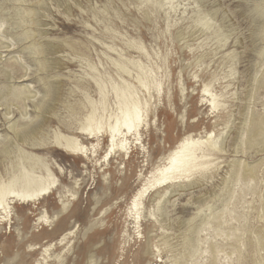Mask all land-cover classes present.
<instances>
[{
  "label": "rangeland",
  "instance_id": "obj_1",
  "mask_svg": "<svg viewBox=\"0 0 264 264\" xmlns=\"http://www.w3.org/2000/svg\"><path fill=\"white\" fill-rule=\"evenodd\" d=\"M125 102L144 122L106 157L110 137L81 128L113 124ZM40 103L42 132L15 139L9 125L35 124ZM251 115L264 117V0H0V182L25 168L55 185L0 214V264H264V148L243 144ZM208 133L223 152L197 145L203 169L132 207L182 142Z\"/></svg>",
  "mask_w": 264,
  "mask_h": 264
},
{
  "label": "bare ground",
  "instance_id": "obj_2",
  "mask_svg": "<svg viewBox=\"0 0 264 264\" xmlns=\"http://www.w3.org/2000/svg\"><path fill=\"white\" fill-rule=\"evenodd\" d=\"M4 75L8 79L9 77L8 73L5 72ZM52 85H49V89L46 92L49 96H53L55 89H58L54 85H53L54 86L53 88L55 89H53ZM56 86L58 85L56 84ZM23 87H24L23 90L26 89V92L28 93L29 92L27 90L28 87L26 85H23ZM11 88H12V85L11 87H7L5 89V93L3 92L4 94L2 95H4V97L13 96L14 94L12 95ZM21 92L22 91H20V93ZM22 95H24V92H22ZM57 95H58V91H57ZM23 98L25 99V96ZM51 100L49 99V102H51ZM41 101L44 102L43 100ZM213 103L214 101L211 102V104ZM36 109L38 113L37 116L38 118L40 117L39 118L40 120L37 119L38 121H36L35 124L33 125L25 124V127H22V126L17 125L14 122L9 125V130L12 131L15 139L26 143L28 141L34 140V138L40 132H42L41 129H42L43 123L45 122V118H46V117L45 118H42V117L44 116L45 113H47L46 111H48V105L47 104L44 105L43 103H40L39 105L36 106ZM6 110H7L6 114H9L8 109ZM144 117H145L144 111L141 106H139L136 103L125 102L122 110L120 111V117L117 118L113 124L106 123L103 128L101 127L99 128L98 126H94L91 122H88V123L86 122L87 125L81 128V130L85 136H88V139L97 137L98 134H102V135L105 134V136L110 137V145L108 147L109 149H108V152L106 153V157L108 156L111 157L112 154L114 155L115 153H118V152L120 153L126 150L127 137L138 136V128L144 122ZM245 124L246 123H244V125ZM245 127L246 125L244 126V128ZM244 128L243 130H245ZM244 132H245L244 135L246 136V138L243 144L246 149H256L260 147L264 148V117L258 116V115H251V117L248 120V127ZM240 133L242 134V132ZM193 142L187 143L186 141H184L180 144V146L176 150L173 151V153L166 159L165 164L154 172V176L152 178L153 180L148 182V184L144 186L143 189L139 191V193H137V195L134 197L132 201L133 208L137 209L138 207H140L141 204L139 203V201L143 198L145 194L149 193L152 189L157 188V187L161 189L172 187L173 185L179 182H183L187 180L190 177V175L194 173L195 171L197 170L200 171L201 169H203L202 164L199 163L198 161V158H197L198 156L195 157V154H194V151H195L194 148L197 145L198 146L204 145L203 147L204 149H206L207 152H216V153L220 152L221 153L224 151L220 149V146H218L219 144L215 141L213 133H208V135L205 137L204 141L202 142H194V143ZM55 144L62 147L63 150H65L66 152L70 154L84 156L86 158L88 157L87 153L89 149L87 148V146L83 145L79 141V139L76 137H68V136H63L60 134H55ZM236 144L237 142L235 143V145ZM90 148H92L91 150H94L96 146L92 145V147ZM5 151H7V148L3 147L2 149H0V154L1 153L6 154ZM223 154H225V152ZM245 168L246 169L244 170V172L248 175H251L252 170H251L250 165L249 164L246 165ZM47 173H49V171H47ZM168 185H171V186H168ZM54 186H55L54 179L52 178L50 174H47V176L45 177L41 175H36L32 169L26 170L25 168H21L19 170L18 175H16L14 178L9 180L6 184H3V182L2 183L0 182V214H4L5 216L7 215V207L10 205V203L17 202V201L30 203V202H35L36 200L39 201L43 199L45 196H48L53 191ZM67 236H69V232L66 234H63L61 236V240L59 239L58 241L61 243L62 241L65 240V238H67ZM47 249L44 250L45 254L48 251Z\"/></svg>",
  "mask_w": 264,
  "mask_h": 264
}]
</instances>
